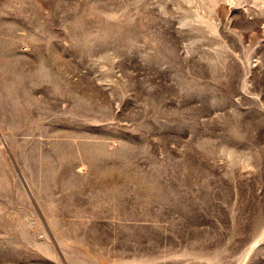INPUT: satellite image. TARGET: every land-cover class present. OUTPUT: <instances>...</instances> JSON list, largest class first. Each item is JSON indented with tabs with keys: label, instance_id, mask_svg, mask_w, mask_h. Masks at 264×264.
<instances>
[{
	"label": "rangeland",
	"instance_id": "rangeland-1",
	"mask_svg": "<svg viewBox=\"0 0 264 264\" xmlns=\"http://www.w3.org/2000/svg\"><path fill=\"white\" fill-rule=\"evenodd\" d=\"M0 264H264V0H0Z\"/></svg>",
	"mask_w": 264,
	"mask_h": 264
}]
</instances>
